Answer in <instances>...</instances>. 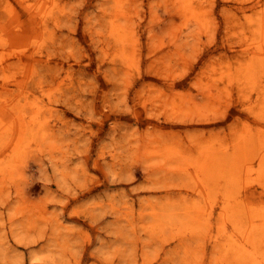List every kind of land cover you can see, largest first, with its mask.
<instances>
[{
  "label": "rangeland",
  "instance_id": "374dc122",
  "mask_svg": "<svg viewBox=\"0 0 264 264\" xmlns=\"http://www.w3.org/2000/svg\"><path fill=\"white\" fill-rule=\"evenodd\" d=\"M0 264H264V0H0Z\"/></svg>",
  "mask_w": 264,
  "mask_h": 264
}]
</instances>
